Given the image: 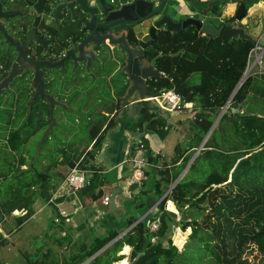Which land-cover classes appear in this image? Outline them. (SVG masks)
Returning <instances> with one entry per match:
<instances>
[{
    "label": "trees",
    "instance_id": "16d2710c",
    "mask_svg": "<svg viewBox=\"0 0 264 264\" xmlns=\"http://www.w3.org/2000/svg\"><path fill=\"white\" fill-rule=\"evenodd\" d=\"M223 2L200 1L199 11L203 12L208 7L210 13L220 16ZM244 2L248 7L250 3L247 0ZM206 21L211 23V19ZM232 21L234 18L225 19L221 25ZM67 25L66 30L55 31L63 40L74 33L70 31L71 28L80 27V22L69 21ZM133 39H136L135 35ZM156 40L163 52L156 66L165 71L168 77L152 82V95L160 93L163 88H174L185 101L198 100L201 104V111L193 125L191 139L194 144L184 149L180 148V143L177 144L172 162L175 164L182 159L181 164L172 169L165 167L159 170L161 177L156 182L155 193L161 197L186 168L195 152L191 149L200 145L222 107L235 92L255 45L240 38L231 41H223L220 37L210 38L194 26L178 32L160 31ZM147 53L151 58L159 51L152 48ZM195 73L199 74L198 81L193 80ZM110 98L109 94L103 99L101 107L104 113L90 110L74 114L72 129L66 121V114L58 116L62 108L55 110L57 123L53 131L44 141H40V152L37 153L35 148L29 152V156H26L24 146L30 127L13 128L11 133L0 132V222L19 211L23 214L17 217L21 225L30 216L36 200L45 196L44 189L49 187L55 175L53 171L58 165L74 167L78 164L84 169H94L89 184L81 190L93 200L103 195V181L92 163L95 149L88 148L92 143L95 148L100 146L109 128L118 123L120 113L114 111L120 106L110 104ZM243 107L245 109L241 111ZM233 108L237 111L234 112ZM40 116H43L42 112ZM142 117L135 127L164 135L166 121L157 116L150 106L142 107ZM84 120L89 137L85 146L82 135L75 131ZM46 125L47 121L41 117L39 125L31 130L41 131ZM72 132L76 133L75 138H68L73 136H69ZM58 133L63 134L64 140L58 138ZM7 137L9 139L6 141ZM55 142V148L52 149L49 145ZM147 156L150 162L157 161V156L151 154L148 144ZM43 159L47 160L45 168L41 167ZM163 163L166 166V160ZM169 198L180 211L179 220L177 213L166 208ZM158 207L161 226L156 242L151 241L153 234L147 226L148 221L155 217L148 216L87 264H112L122 259L118 252L126 244L133 247L132 264H264V72L248 75L220 118L218 127L214 128L204 148L191 163L187 174L159 202ZM170 208L174 209L171 203ZM136 219V216L130 217L129 226ZM180 223L183 229L191 228L190 242L181 251L172 239L167 245L163 243V238ZM119 234L118 230H111L96 238L91 246L83 245L81 252L70 257L67 264H82ZM147 238L149 243L146 253L136 259ZM3 240L0 234V244ZM189 250L197 251L193 261L186 259ZM252 250L257 251L260 258H249L247 252Z\"/></svg>",
    "mask_w": 264,
    "mask_h": 264
},
{
    "label": "flooded vegetation",
    "instance_id": "af4514ba",
    "mask_svg": "<svg viewBox=\"0 0 264 264\" xmlns=\"http://www.w3.org/2000/svg\"><path fill=\"white\" fill-rule=\"evenodd\" d=\"M61 1L64 0H43V4L40 5L39 0H0V132L2 133L7 132V126L19 128L34 125L41 110L48 111L50 117L52 103L50 97L55 98V110L62 108L58 116L66 114L69 118H66V121L71 128L74 126H71V115L90 110L102 113L103 99L109 94L112 100L110 104L120 106L114 111L116 113L126 111L132 103H135L129 99L128 105L125 106L123 99L130 94L134 85L129 71L127 51L138 44L136 32L138 23L128 21L117 24L113 32L117 38L120 37L121 43L115 47L111 46V50L101 45L88 44L86 46L90 51L88 58L82 60L69 58L55 66L53 63L64 58L68 49L73 50L88 36L86 29H83L87 17L80 8H77L76 18H73L72 13L67 9L61 11L58 18L55 17L57 5ZM108 1L113 5L117 4V0ZM69 21L80 22V27L71 28L70 31L74 33H70V36L63 40L55 34V31L63 28V31L66 30ZM221 21L211 19V23L218 26L221 25ZM133 35L136 39H133ZM152 48L158 50L159 54L150 58L147 51ZM145 52V65H149L157 56L153 69L155 74L145 79L147 91L151 92L152 82L168 77V74L156 66L158 58L163 55L159 44L157 48L153 46L146 48ZM75 53L76 57L80 56L78 52ZM146 105L145 102L142 107ZM46 128L47 126L39 131L41 135L38 143Z\"/></svg>",
    "mask_w": 264,
    "mask_h": 264
},
{
    "label": "crops",
    "instance_id": "0c3cea01",
    "mask_svg": "<svg viewBox=\"0 0 264 264\" xmlns=\"http://www.w3.org/2000/svg\"><path fill=\"white\" fill-rule=\"evenodd\" d=\"M156 1L158 2L161 0ZM200 1L211 2L213 0ZM223 1L225 2L221 4L222 11L220 16H215L210 13L208 7L203 9L204 13L202 11L197 12V10L190 5L188 0H171L170 2L176 4L175 6L178 7V10H172L171 14L175 20H181L185 17L194 15L223 21L228 18H234L239 4L245 0ZM247 1L250 4L248 7L245 4L247 8L246 16L236 25L243 27L254 37L264 39V0ZM148 25L147 23V28ZM170 113L175 115L173 119L175 117L185 116V113ZM117 118L118 123L109 128L102 144L95 148L92 143L88 148L89 150L95 149V158L92 163L103 181L101 185L103 195L93 200L89 195L83 193L81 189H73L67 182V176L72 167L68 165H58L57 168L54 169L53 172L55 175L52 177L49 187H47L50 198H47L46 195L39 197L33 205L30 216L19 225L18 228L22 229L31 222L32 219H37L39 226H46L47 219L52 221L54 226L50 233L52 243L44 245L42 249L41 256L44 259L42 264H55L53 260L54 258L57 259V246L63 245V248L66 249L64 260L59 261L57 264H67L70 257L81 252L83 245L91 246L96 238L106 235L108 231L118 230L120 234H126L131 229V226L128 224V219L130 217L136 216L138 219V214H141L143 215L142 219H144L148 216L156 217L159 215L160 211L158 204L162 200V196L158 197L155 193L156 182L161 177L159 170L165 167L172 169L173 166L181 164L182 159L175 164L172 162L173 151L179 141L183 140L186 145H188L187 147H189L190 144H194V141L191 137H186L188 135L186 131H182V135L177 132L175 134L167 133L165 137H161L155 132L142 131L140 127H135V124L141 122L143 118L142 109L141 113H139L137 102L132 103L129 108L121 112ZM140 138H145L147 140L151 154L157 156V161L151 162L146 168V177L143 179H138L136 177L131 160L132 152ZM198 147L191 149V151L195 150L193 156L196 153L197 155L200 153L201 150L197 152ZM164 160H166V166L163 163ZM190 161H192V158ZM189 163L181 173L183 174L182 178L189 171L191 165H189ZM23 167L26 168V166ZM85 170L87 177L90 179L94 169ZM114 191L117 192L114 197L117 209L108 213L109 204L104 203V198L106 196H110L111 198ZM167 191L164 194H166ZM170 203L174 206V209L170 208ZM141 204L143 206L139 207ZM166 208L169 211L177 213V220L181 218L180 211L171 198L167 201ZM21 214L22 213L19 211L14 212V214L6 216L3 222H10L14 217L18 220L17 217ZM178 226L182 227L183 225L181 226L179 224ZM14 230L15 229L12 230V233ZM17 231L18 230L15 232ZM180 231L174 232L173 230L169 232L167 236L163 238V243L167 245L168 241L172 239L174 244L178 248H181L180 244L177 242L184 244L186 239ZM7 235L8 234L5 233V239L8 238ZM20 238L23 239L25 236H20ZM115 240L116 239L109 243L106 248L110 247ZM16 241V243H18L19 238L16 237ZM132 252L133 247L131 245H124L123 249L118 252V255H122L123 258L112 264H132ZM38 259L40 258L38 257ZM30 263L36 264V262L33 261Z\"/></svg>",
    "mask_w": 264,
    "mask_h": 264
},
{
    "label": "water",
    "instance_id": "95a60500",
    "mask_svg": "<svg viewBox=\"0 0 264 264\" xmlns=\"http://www.w3.org/2000/svg\"><path fill=\"white\" fill-rule=\"evenodd\" d=\"M171 0H117V4L113 5L109 3L108 0H64L61 1L57 5L55 17H59V14L64 9L69 10L73 18L77 16V8L81 9V12L86 15L87 21L83 24V29H86L88 36L86 39L81 41L74 47V49H68L67 55L62 58L61 60L55 61L53 65L58 66L65 62L69 58H73L74 60H82L84 58L89 57V52L86 49L88 44L90 45H101L102 47L106 48L107 50H111V46L115 47L119 43H121L120 37L117 38L113 32L114 27L119 23H126L128 21H133L138 23L136 26L138 44L135 47H130L127 51L129 55V66H130V74L132 79L134 80V85L130 94L123 99V104L126 106L128 105V100H133L134 102L139 103L138 111L141 113V108L143 104L146 102L148 106H150L156 113L157 116H160L166 119L169 122H174L172 115L168 111H163L157 104H155L151 100H145L146 97L151 96V92L147 91V86L145 84V79L150 77L151 75L155 74L154 69V62L157 59V56L154 57L149 65H145V49L153 46L154 48L158 47V44L155 42L160 31L166 30L170 32H178L182 29L187 28L188 26H194L199 32L204 35H208L210 38L220 37L223 41H231L234 38H240L243 40H249L254 45L255 48L260 47L261 50L264 49V39H260L254 37L250 33H248L243 27L236 25L239 21H241L247 12V8L244 2H241L238 6L235 19L231 23H224L220 26L207 22L204 17L200 16H188L181 20H175L171 14L172 10H178V7L175 6L176 4H172ZM190 5L193 6L197 12L199 11V2L200 0H188ZM39 4H43V0H39ZM90 15L91 17H88ZM147 23L148 28L147 27ZM143 27H142V25ZM147 29V30H146ZM80 54L79 57H76V53ZM248 69V67H247ZM247 69L240 80L238 86L236 87L235 92L231 96L228 104L232 100L234 94L237 90L242 86L246 78ZM158 74V73H156ZM136 92V94H135ZM51 103V120L52 123L49 127L45 130L44 136L42 141H44L45 136L49 131H53L54 125H56L57 120L54 115V102L55 98L50 97ZM226 107H223L220 111L218 117L216 118L215 122L213 123L212 127L206 134L205 138L202 140L201 144L197 148V152L204 148L205 143L207 142L208 138L210 137L212 131L215 128L216 122L223 116ZM233 111L236 112L237 109L233 108ZM41 141V142H42ZM197 153L192 157V161H190L189 165L193 162ZM181 174L171 185L168 189L167 193L170 192L173 187L181 180ZM116 191L113 192L112 197L109 201V210L107 211L110 213L114 209H117L115 205V195ZM166 193V194H167ZM166 194H163L161 199L166 197ZM45 195L47 198H50L48 188L45 187ZM143 215L138 214V219L131 225L132 228L135 224L141 221ZM182 226L183 224L180 223ZM124 233L117 236L116 240L121 237ZM149 243V239L147 238L143 250L140 251L136 259H139L142 255L146 253V249ZM107 245L95 253L92 257L87 259L84 263L86 264L92 258L100 254L103 250H105Z\"/></svg>",
    "mask_w": 264,
    "mask_h": 264
},
{
    "label": "rangeland",
    "instance_id": "374dc122",
    "mask_svg": "<svg viewBox=\"0 0 264 264\" xmlns=\"http://www.w3.org/2000/svg\"><path fill=\"white\" fill-rule=\"evenodd\" d=\"M258 53H261V56L259 58H257ZM249 66L252 69L248 75L252 74L253 72H257V71L264 72V49L261 50L260 48H255V47L253 48V50L250 53L248 68H249ZM193 80L198 81L199 80V74L195 73L193 75ZM228 106H229L228 102L225 106H223V107H226L225 112L227 111ZM41 108H44V107L41 106ZM46 109H48V108L46 107ZM242 109H244V107ZM200 111H201L200 102L198 100L191 102V106L187 107V109L180 112V114L185 113L184 114L185 116L177 117V118L175 117L174 122H169L165 119L166 123L164 124V128H163L164 135L161 136L160 134H158V133L157 134L161 137H165V135L167 133L175 134V133L179 132V134L182 135V131H186V134H188L186 137H188V136L192 137L194 120ZM41 112L43 113V116H40ZM106 113L109 114L108 112H106ZM50 115H51V110H50ZM41 117H44L45 120L47 121V125H46L47 128L52 123V120L50 118L51 116L49 117V112L41 110L39 112L38 119H36V121L34 122V125L28 126V127H30V134L28 136L27 143L24 146V152H26L25 154H27L26 156H29V152H31V150L32 151L35 150V148L37 149V153L40 152V148H39L40 142L38 143V140L40 139L41 132H39V131L34 132L31 129L35 128L39 125ZM73 117H74V115H71V117H70L71 124H72L71 126L74 125ZM215 120H216V118H215ZM219 121H220V119H219ZM219 121L216 122L215 128L218 127ZM86 126H87V122H86V120H84L80 124H78L76 129H75L76 132H78L80 135H82V139L85 140L84 146L89 141V137L87 136V132H86ZM11 129H13L12 126H7L6 127L7 133H9L11 131ZM45 130H44V132H45ZM74 134H76V133H74V132L70 133L69 136H71V135H73V136L68 137V138H75ZM61 135H63V134L58 133L57 134L58 138L61 139L62 138ZM43 136H44V133H43ZM8 139L9 138L7 137L6 141ZM183 139H185V138H183ZM65 140H68V139H65ZM41 141H42V139H41ZM179 143H180L181 149L187 148V146H188V145H186V143L183 140L179 141L177 144H179ZM51 144L52 145H49V146L52 149H54L56 142L51 143ZM79 146L82 147V145H80V144H79ZM174 157H175V149L173 151L172 159ZM46 165H47V160L43 159L41 161V167L45 168ZM190 212L192 213V211H190ZM195 214H196V212H195ZM188 216H189V214H188ZM3 220L0 222V234H1L2 238H4L3 243L0 244V264H31L30 262H32V261L36 262V264H39V263L42 264L44 262V259L41 256L42 249L44 248V245H49L52 243V239L50 237L51 236L50 233L54 227L52 221L50 219H47V225L46 226H43V225L39 226L37 219H32L31 222H29L25 227H23L22 229H19L18 228L19 227L18 220H16L15 217L13 218V220L11 219L10 222H8V221L3 222ZM188 220H190V218H188ZM13 229H15V230L12 233ZM16 230H18V231L15 232ZM175 231H180L182 233V235L185 236V239H186L184 244L177 242L181 246V248H179V249L180 250L186 249L187 245L190 242L189 235L191 233V228L189 227L187 229H183V226L182 227L176 226L174 229V232ZM5 233L8 234L7 235L8 238H6V239L4 237ZM20 236H25V238L22 239V238H20ZM16 237L19 238L18 243H16L17 242ZM56 249H57L58 255H57V259L54 258V260H53V262L55 264H57L61 260H64L65 251H66V249L63 248V245L59 246V247L57 246ZM196 255H197V251L189 250V255H186V259H188V260L190 259V261H193L196 258ZM247 255L251 259L256 258V260H257V257L260 258V255L255 250L248 251ZM38 257L40 259H38Z\"/></svg>",
    "mask_w": 264,
    "mask_h": 264
},
{
    "label": "built area",
    "instance_id": "2783aa9c",
    "mask_svg": "<svg viewBox=\"0 0 264 264\" xmlns=\"http://www.w3.org/2000/svg\"><path fill=\"white\" fill-rule=\"evenodd\" d=\"M145 100L153 101L163 111L168 112H181L187 109V107L191 106V102L185 101L181 94L178 93L174 88H163L160 93L148 96L145 98ZM131 160L135 169L134 173L136 177L138 179L145 178V170L151 164V162L149 160V157L147 156V142L144 139H138L136 147L132 152ZM67 182L75 190L84 188L89 184V178L87 177L86 170L81 168L79 165L72 167L67 176ZM109 201L110 196H106L104 198V203L109 204ZM147 226L149 228V231L153 234L151 237V241L156 242L158 240L157 232L159 231L161 226L160 216L158 215L153 220L148 221Z\"/></svg>",
    "mask_w": 264,
    "mask_h": 264
},
{
    "label": "bare ground",
    "instance_id": "6f19581e",
    "mask_svg": "<svg viewBox=\"0 0 264 264\" xmlns=\"http://www.w3.org/2000/svg\"><path fill=\"white\" fill-rule=\"evenodd\" d=\"M261 56V53H258L257 54V58H259ZM251 67L249 66V68L247 69V73H246V75L248 76V73L251 71Z\"/></svg>",
    "mask_w": 264,
    "mask_h": 264
}]
</instances>
